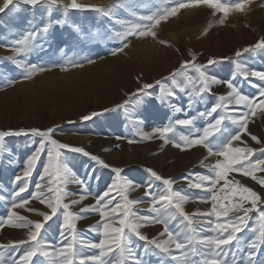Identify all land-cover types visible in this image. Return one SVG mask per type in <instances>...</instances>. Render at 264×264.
Returning <instances> with one entry per match:
<instances>
[{"label":"rangeland","instance_id":"1","mask_svg":"<svg viewBox=\"0 0 264 264\" xmlns=\"http://www.w3.org/2000/svg\"><path fill=\"white\" fill-rule=\"evenodd\" d=\"M3 2L0 0V6L3 5ZM77 2L84 5L107 6L115 4L117 0H77ZM129 2L133 5L137 15H148L156 11L157 8L170 4L171 0H129ZM63 3H70V0H63ZM10 8L11 11L0 12V44L10 43L31 27L39 25L42 19H47L46 6L43 4L31 7L24 5L21 0H14V5H10ZM64 12L63 7L53 9V16L60 17ZM113 12L120 19H135L129 11L119 7L114 8ZM66 14L71 20L82 24L85 29L112 28V23L108 19L90 9H68ZM218 19L219 14L213 16L212 10L204 5L192 9H182L178 16L170 18L167 22H162L157 29L158 39L167 41L171 45L170 47L161 45L157 40L151 38H132L130 46L115 56L110 53L114 47L118 46L119 41L104 39L78 44L74 41L69 28L58 27L49 36L47 42H41L43 50L38 47L26 56L17 57V59H23L25 63L44 65L49 70L38 73L31 80L20 81L11 86L7 84V79L19 80L22 70L12 60L7 59L14 54L4 47H0V131L55 128L54 139L71 146L83 147L112 167L122 168L123 175L141 185L128 193L130 200L139 201L133 207V211L141 215L150 214L151 207V199L144 196L146 190L144 184L150 180L145 169L152 168L165 178H174L176 180L173 185L174 190L181 191L182 195L188 196L184 207L189 214H195L197 234L215 235V233L207 232V229L202 231L199 227L202 223L206 224L207 219L215 220V217L202 218L199 215L201 212L211 209V201L204 202L199 199L198 197L206 195L204 190L190 188L189 182L182 179L184 176L194 178L197 173L209 174L208 169L201 164V161H204L208 156L207 149L198 145L181 151L179 148L173 147L172 144L165 145L159 135L148 140L142 139L139 135L140 131L152 133L154 128L165 126L177 116L183 118V114L173 113L154 99L159 93L158 86L148 90L151 95L144 97L143 103L138 106H129L127 111L116 106L123 104L128 99V94L135 92L143 83L154 85L155 81L167 77L169 73L179 68L182 61L192 60L193 55H195L194 62L197 64L207 65L210 58L217 59L220 61L217 64L207 65L208 74L220 80L230 79L235 72V66L231 60L221 58H234L237 49L253 45L264 38V0H250L249 10L245 14H231L224 25H219ZM209 24L212 25L210 28ZM116 27L118 28L119 25ZM205 29H208L206 35L203 34ZM171 33L174 34V37L169 36ZM144 46L148 48L145 51L142 49ZM58 48L67 49V57L90 56L95 60V63L93 65L85 63L82 68H69L67 71H62L59 67L52 66L65 62L66 57L57 50ZM131 49L132 52H130ZM137 51H140L139 54ZM131 53H135V55ZM241 62L246 67L264 70V53H245ZM77 70L79 73H76ZM189 74L195 75L191 70ZM24 83L29 86L24 88ZM237 83L243 94L254 96L257 99L259 91L252 84L264 85V82L254 78L250 84L243 81L242 77H237ZM228 91L226 85L222 83L213 85L212 93L207 94L204 102L197 104L191 114L195 115L197 111H204L205 108L211 107L216 103L218 96L227 95ZM186 99V96H181L178 103H182ZM104 109H110V111L104 112L102 116L90 121L81 120L84 115ZM185 111H189L186 104ZM244 111L247 109L243 106L233 104L229 105L222 114L227 117L239 115ZM204 123V120H198L197 126L202 127ZM221 127L230 132L236 130V126L231 124L228 119ZM181 132L196 134L194 130L190 132L189 129L177 126V139ZM251 135L264 141V112L259 109L254 116L248 118V131L241 134L244 143L237 141L234 142V146L244 147L246 144L248 147L257 149L252 159L264 158L258 151L260 148H264V143L257 144L251 139ZM39 140L40 137L32 136L30 133L5 138L6 151L0 155V217L7 216L13 202L11 194L16 190V184L13 183L14 177L23 175L27 157L38 146ZM129 140L135 142L129 143ZM61 151L76 175L87 179L91 187V195L86 200L81 204L70 205L69 211L78 213L81 207L95 203L97 195L106 190L115 174L110 168H103L80 153ZM215 160L216 157H209L205 163L213 164ZM46 161L47 156L42 153L31 177L20 183H27L28 186L27 191L21 194L30 201L26 207L50 213L51 210L47 208L46 204H41L38 200L30 197V194L35 191V184L39 180V174L43 171V163ZM93 169L95 170L94 175H88ZM256 174L264 176V173L257 172ZM95 177H99V179ZM229 178L239 180L264 197V187L251 178L241 177L238 173H231ZM151 182L156 186L154 192H163L164 186L159 181ZM41 183L43 186L47 181ZM222 185L223 181L217 187ZM79 187L76 183H69L66 189L78 191ZM224 194L220 193V195ZM48 195L50 194L45 191V196ZM74 199H79V196H69L64 200V203L70 204V201ZM221 203H227V201H221ZM15 211L34 221L43 219L36 212H29L26 209L18 208ZM229 215L235 214L230 213ZM99 220L98 214L90 213L77 222L76 247L82 256L99 252L98 249L88 247L89 243L98 242L101 238L98 233L88 231L89 226L95 225ZM223 221L222 217L221 222ZM62 223L63 209H59L56 216L45 225L46 231L42 230L41 238L48 246L49 251L60 247V242L63 239L60 235ZM175 223L173 222V226ZM262 228H264V221L259 218L257 213H250L248 226L244 232L239 234L241 240L252 237L253 230L259 231ZM26 231V229H13L4 226L0 228V244L26 239ZM141 231L150 238L163 239L158 235L162 231V225H147ZM133 242L135 248L142 253L144 242L136 238H133ZM234 251H239V249H234ZM20 254L22 253L19 251L16 253L5 251V259L7 261L9 257L18 258ZM241 255L242 253L238 254L236 259L239 260ZM145 259L150 260L151 264H158L155 257H145ZM34 260L42 261L43 258H34ZM44 264H48V262L44 261ZM75 264H79L78 259Z\"/></svg>","mask_w":264,"mask_h":264},{"label":"snow or ice","instance_id":"2","mask_svg":"<svg viewBox=\"0 0 264 264\" xmlns=\"http://www.w3.org/2000/svg\"><path fill=\"white\" fill-rule=\"evenodd\" d=\"M24 5L36 7L46 6L47 19L41 20L37 26L25 31L19 38L12 40L8 44H0L14 55L7 57L12 60L21 71L20 79H7L9 86L20 81L31 80L40 72L49 70L44 65L25 63L23 59L17 57L26 56L38 47L43 50V42H47L49 36L56 28H69L73 39L78 44L104 39L119 41L118 46L111 50V55L115 56L123 52L131 44L132 38L157 40L161 45L171 46L167 41L158 39L157 29L162 22H167L170 18L176 17L182 9H192L207 6L212 10V15L219 19L217 23L224 25L228 17L233 13L245 14L249 10L250 0H171L170 4L159 7L156 11L148 15H137L133 5L129 0H117L115 4L104 5H84L77 0H70L64 4L63 0H21ZM10 5H14V0H4L0 6V12L11 11ZM63 7L65 12L60 17L53 16V9ZM122 8L131 13L135 18L132 20L120 19L115 16L114 8ZM68 9H90L101 14L112 23V28L100 30L85 29L82 24L71 20L67 16ZM116 25H119L117 28ZM212 25L209 24V28ZM205 29L203 34H207ZM65 55V62L53 64L62 71L69 68H82L84 64H93L95 60L90 56L82 58L67 57V49H60ZM177 51H179L177 49ZM264 53V38L255 44L237 49L234 58L225 57L221 59L231 60L235 66V72L230 79L220 80L210 76L207 72V65L217 64L215 58H210L207 65L195 63V55L192 60L182 61L179 68L169 73L167 77L155 81V84L143 83L135 92L128 94L123 104L117 108L128 110L129 106L135 107L143 103L144 97L150 96L148 90L159 87V93L154 97L162 106H166L173 113H182L183 118L176 117L170 120L163 127H156L152 133L140 131L142 139H152L159 135L164 144H172L173 147L181 151L202 145L207 149L208 156L201 164L208 169L209 174H195L194 178L184 176L182 179L189 182L190 188L202 189L206 193L204 197H198L204 202L211 201V209L201 212L199 215L207 219L206 224L199 225L203 231L215 233V235L197 234L195 214L185 211V203L188 196L182 195L181 191L174 190L176 183L174 178H165L152 168H147L150 180L144 184V196L151 199V207L148 215H141L133 211V207L139 203L137 200H130L128 193L139 188L141 185L123 175L124 170L119 167H112L99 156L86 151L83 147L71 146L61 143L53 138L55 128L46 130H5L0 131V155L6 151L5 138L9 136L28 135L40 137L38 146L27 157L23 175H16L13 183L16 190L12 192L13 202L6 217H0V228L4 226L13 229H26V239L12 241L8 244H0V264H75L78 259L79 264H151L145 257L157 258L158 264H264V228L259 231L253 230L252 237L241 240L240 233L244 232L248 226L250 213H257L264 221V197L258 195L251 187L246 186L239 180L230 179L231 173H238L241 177H249L264 187V176H257V172L264 173V158L252 159L257 149L234 146V142L244 143L241 134L248 131V118L254 116L259 109L264 112V85L252 84V79L264 82V70H256L246 67L241 58L245 53ZM191 54V53H190ZM190 70L195 75H190ZM237 77H242L243 81L257 87L259 98L242 93ZM226 85L229 90L227 95L217 97L216 103L204 111H197L192 115L196 105L204 102L205 96L212 93L213 85ZM181 96H186V101L178 103ZM136 97V99H133ZM185 104L189 111H185ZM243 106L247 111L239 115L225 116L222 114L229 105ZM103 111H93L81 117L82 121H90L100 117ZM228 119L236 126L235 132H230L222 128L224 121ZM198 120H204L202 127L197 126ZM177 126L195 131V135L181 132L176 136ZM172 135H169V134ZM226 137V138H225ZM120 139V137H117ZM251 139L257 144L264 143L255 135ZM129 143L135 141L129 140ZM118 147V146H117ZM61 150H68L72 153H80L94 161L103 168H110L115 174L112 182L107 185L102 194L97 195L94 204L81 207L78 213L69 211L70 205L81 204L91 195V187L87 179L76 175L69 163L64 158ZM107 151V149H105ZM264 156V148L258 150ZM46 154L47 161L43 163V171L39 174V180L35 184V191L30 194L31 199L38 200L41 204H46L49 212H39L33 208H27L29 199L22 196L28 189L27 183L21 184L26 178L31 177L37 162L40 161L41 154ZM209 157H216L213 164H206ZM223 158V159H220ZM94 169L88 175H94ZM99 179V177H95ZM47 181L42 186L43 181ZM159 181L163 186V192H154L156 187L151 181ZM223 181L221 187H217ZM69 183H76L80 187L78 191H68L66 186ZM227 190V191H226ZM45 191L49 193L45 196ZM115 193V195H113ZM220 193H225L220 195ZM73 195H78L79 199H74L69 203L64 200ZM119 197V199H117ZM238 197V199H237ZM227 201V203H221ZM115 202V203H114ZM26 209L29 212H36L43 217L42 220H31L25 215H21L15 209ZM59 209H63V223L61 224L60 235L63 238L60 247L49 251L48 246L43 242L42 230L46 231L45 225L56 216ZM90 213L98 214L100 220L95 225H90L88 231L98 233L101 237L98 242H91L88 247L98 249V254L82 256L76 247L78 236L77 222ZM230 213L235 215L230 216ZM224 221L221 222V218ZM173 222L175 226H173ZM147 225H162V231L158 234L163 239L149 237L142 233L141 229ZM69 237H71L69 239ZM133 238L143 241L142 253L135 248ZM241 245H243L241 247ZM27 246V247H24ZM239 249V251H234ZM5 251L12 253L21 252L18 258L9 257L6 261ZM242 253L239 260L237 255ZM43 258L42 261L34 258Z\"/></svg>","mask_w":264,"mask_h":264},{"label":"bare ground","instance_id":"3","mask_svg":"<svg viewBox=\"0 0 264 264\" xmlns=\"http://www.w3.org/2000/svg\"><path fill=\"white\" fill-rule=\"evenodd\" d=\"M3 1H4V0H3ZM99 1H102V0H99ZM97 3H98V2H97ZM188 11H189V10H188ZM188 11H186V12H188ZM186 14H188V13H186ZM177 16H178V15H177ZM11 20H12V19H11ZM165 29H166V28H165ZM169 36L174 37V34L171 33V34H169ZM172 39H173V38H172ZM150 46H151V45H150ZM134 48L137 49V47H134ZM134 48H133V49H134ZM140 49H141V48H140ZM142 49H144L143 51H145V50H147L148 48L144 46ZM138 50H139V49H138ZM140 51H141V50H140ZM140 51H137V53L139 54ZM130 52H132V49H131ZM130 52H129V53H130ZM133 52H134V51H133ZM141 52H142V51H141ZM142 53H143V52H142ZM126 54H127V53H126ZM131 54H132V55H135V53H131ZM143 54H144V53H143ZM137 56H139V55H137ZM135 58H136V57H135ZM132 59H133V58H132ZM92 65H93V64H92ZM98 65H99V64H98ZM166 65H167V64H166ZM96 66H97V65H96ZM87 69H88V68H87ZM78 70H79V69H78ZM78 70L76 71V73H79ZM81 71H84V70L81 69ZM80 73H81V72H80ZM23 85H24V88H27V87L29 86V84H27V83H26V84L24 83ZM21 86H22V84H21ZM19 87H20V86H19ZM30 87H31V85H30ZM27 90H28V89H27ZM259 127H260V126H259ZM258 130H261V131H262V129H259V128H258ZM258 130H257V131H258ZM251 131H252V130H251ZM247 138H248V137H247ZM249 138H250V137H249ZM95 140H96V139H95ZM93 144H94V143H93ZM99 146H100V145H99Z\"/></svg>","mask_w":264,"mask_h":264}]
</instances>
